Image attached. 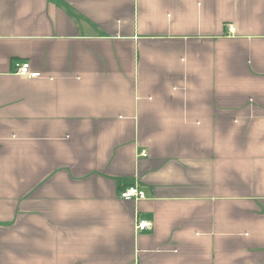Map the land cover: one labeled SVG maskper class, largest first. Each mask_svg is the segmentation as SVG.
<instances>
[{"label":"crops","instance_id":"0c3cea01","mask_svg":"<svg viewBox=\"0 0 264 264\" xmlns=\"http://www.w3.org/2000/svg\"><path fill=\"white\" fill-rule=\"evenodd\" d=\"M0 264H264V0H0Z\"/></svg>","mask_w":264,"mask_h":264},{"label":"built area","instance_id":"2783aa9c","mask_svg":"<svg viewBox=\"0 0 264 264\" xmlns=\"http://www.w3.org/2000/svg\"><path fill=\"white\" fill-rule=\"evenodd\" d=\"M14 71L18 74L27 75V76H38L40 74L39 71L30 70L28 62H14ZM142 155H146L147 151L142 149L140 151ZM119 197L126 200H137L145 197V193L142 189H140L136 184H128L119 190ZM152 227V223L147 220H138L136 221L135 228L142 229H150Z\"/></svg>","mask_w":264,"mask_h":264}]
</instances>
